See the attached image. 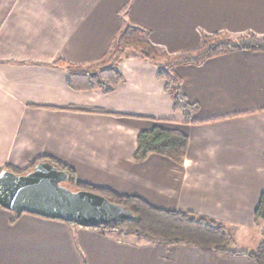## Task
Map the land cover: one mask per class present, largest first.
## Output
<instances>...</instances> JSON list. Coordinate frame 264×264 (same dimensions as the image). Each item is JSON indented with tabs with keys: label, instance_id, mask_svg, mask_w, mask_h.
Masks as SVG:
<instances>
[{
	"label": "crops",
	"instance_id": "0c3cea01",
	"mask_svg": "<svg viewBox=\"0 0 264 264\" xmlns=\"http://www.w3.org/2000/svg\"><path fill=\"white\" fill-rule=\"evenodd\" d=\"M128 25L166 54L212 34L264 35V0H0V171L42 156L78 181L224 224L234 249L264 235L255 208L264 189V51L234 49L174 68L197 108L174 110L155 63L125 56L109 91L74 90L65 64L103 60ZM161 126L188 143L182 162L136 161L137 134ZM0 206V264H255L247 254L118 238ZM126 232V231H125Z\"/></svg>",
	"mask_w": 264,
	"mask_h": 264
},
{
	"label": "trees",
	"instance_id": "16d2710c",
	"mask_svg": "<svg viewBox=\"0 0 264 264\" xmlns=\"http://www.w3.org/2000/svg\"><path fill=\"white\" fill-rule=\"evenodd\" d=\"M234 49L264 51V35L258 36L251 33L235 37L225 34L207 35L197 47L169 55L150 41L147 31L128 25L116 35L103 60L85 65L65 64L60 60L57 63L65 66L66 82L70 88L74 90L98 88L109 91L122 81V75L117 69L120 59L131 54V56L151 61L157 65V76L165 82V90L172 96L174 110L181 111L183 120L188 121L197 105L190 104L182 93L181 78L175 73L174 68L180 64H200L206 59ZM187 143V136L181 131L154 126L141 130L137 134L133 158L136 161H142L150 153H158L180 163L184 158ZM43 160L67 172L68 179L62 183L63 185L69 188L74 187L75 190L83 189L102 194L112 202L123 205L134 215L129 221L87 228L103 232L124 230L169 244H184L233 254H247L255 264H264V235L252 249H234L230 245L231 235L223 223L192 212L158 208L138 196L120 194L109 188L80 182L76 178L75 170L55 157L42 156L25 169L9 165L4 169L22 174ZM17 217L14 215L12 222ZM254 217L256 223L264 220V189L255 208Z\"/></svg>",
	"mask_w": 264,
	"mask_h": 264
},
{
	"label": "water",
	"instance_id": "95a60500",
	"mask_svg": "<svg viewBox=\"0 0 264 264\" xmlns=\"http://www.w3.org/2000/svg\"><path fill=\"white\" fill-rule=\"evenodd\" d=\"M68 174L49 161L37 162L26 173L0 171V206L16 216L30 213L71 222L81 227H98L132 220L123 205L88 190H72L62 183Z\"/></svg>",
	"mask_w": 264,
	"mask_h": 264
},
{
	"label": "rangeland",
	"instance_id": "374dc122",
	"mask_svg": "<svg viewBox=\"0 0 264 264\" xmlns=\"http://www.w3.org/2000/svg\"><path fill=\"white\" fill-rule=\"evenodd\" d=\"M161 59H160V63L162 61ZM70 189L75 190L74 187H71ZM113 233L118 238L125 237V238L131 239V240H143L145 238L143 236H140V235H137V234H134V233H130V232H127V231L125 232L124 230H122V231H114ZM238 243L239 242H236V243L231 242L230 245L233 248L244 247V246H240V244H238Z\"/></svg>",
	"mask_w": 264,
	"mask_h": 264
}]
</instances>
